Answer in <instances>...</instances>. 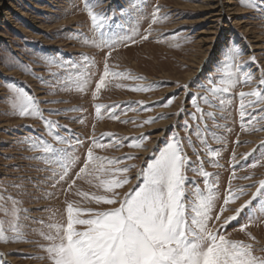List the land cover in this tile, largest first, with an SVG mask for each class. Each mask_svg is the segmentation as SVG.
I'll return each mask as SVG.
<instances>
[{"label": "rangeland", "instance_id": "374dc122", "mask_svg": "<svg viewBox=\"0 0 264 264\" xmlns=\"http://www.w3.org/2000/svg\"><path fill=\"white\" fill-rule=\"evenodd\" d=\"M88 7L108 17L104 29H92ZM155 7L160 8V13L153 24ZM149 29L147 40L137 37L127 46L118 44L107 57L111 71L127 73L135 79L109 75L94 97L108 50L95 47L91 41L101 31L105 37L119 40L134 30L143 34ZM233 50L239 55L230 59L227 54ZM84 57L90 61L93 75L87 90L78 92L76 69L70 64L74 62L83 70ZM252 57L256 63L251 62ZM258 69L264 70V0H0V206L7 210V215L0 210V224L9 238L17 235L10 230L15 205L21 241L0 242V257L5 264H50L43 250L49 242L40 232H54L48 225L62 222L66 201L80 200L76 189L98 191L85 180H77L68 190L93 139L105 144L111 141L108 147L94 148L97 156L138 157L119 165L136 166L128 173L133 177L132 184L121 192L137 183L136 173L174 136L191 162L186 188L194 192L191 182H195L204 190L203 178L192 170L202 162L204 170L212 174L209 181L217 180V211L234 164L237 177L250 175L253 179H232L233 189L247 188L264 179V164L255 169L240 167L264 157V131L256 130L264 127V121L241 130L239 116V93L252 90V86L243 84L245 74L253 76L255 85L261 75ZM69 76L72 79L65 85ZM237 79L240 82L230 93L220 92L213 97L208 91L213 83ZM5 81L32 94L45 117L60 126L53 131L67 143L56 142L39 118L19 117L13 107L18 101ZM136 87L150 90H131ZM171 96L175 99L170 106H160ZM204 98L210 103H205ZM96 104L106 106L101 117L95 114ZM197 104L205 113L203 122L189 117ZM112 105L118 106V120L106 111ZM49 111L61 114L49 116ZM208 112L215 119L208 117ZM149 119L156 122L143 123ZM142 136L148 139L141 148L127 146L129 139ZM42 140L67 153L63 163L71 166L66 182L52 175L53 168L57 173L60 169L46 162L50 154L42 151ZM118 144L123 146H114ZM208 149L221 154L210 157ZM252 192L254 188L229 204L221 223L224 217L235 214L233 209L251 200ZM249 214L253 222L242 233L239 226L248 222ZM260 217H264V200L257 198L252 200L250 213L245 211L231 221L225 234L231 240L253 244L255 254L264 255L259 251L264 248V220L255 222ZM248 232L255 239L245 234Z\"/></svg>", "mask_w": 264, "mask_h": 264}, {"label": "snow or ice", "instance_id": "6c2138e0", "mask_svg": "<svg viewBox=\"0 0 264 264\" xmlns=\"http://www.w3.org/2000/svg\"><path fill=\"white\" fill-rule=\"evenodd\" d=\"M159 13L160 8L155 7L152 12L151 22L153 24L159 19ZM87 15L93 30L105 28V22L108 19L106 15L94 12L91 7L87 8ZM149 34L150 29L143 34L134 30L131 35L113 40L111 37H105L104 32L101 31L99 37L91 41L95 47L108 50L102 75L95 84L94 97L105 86L106 78L109 75L117 78L135 79L127 73L111 71L107 57L111 56L118 44L127 46L129 42L135 43L137 37L147 40ZM227 55L230 59H235L239 53L233 50ZM84 60L86 63L83 65V70L77 68L74 62L70 64L71 68L76 69V90L78 92L87 90L93 75L89 68L90 61L87 57H84ZM251 62L256 63L255 57L251 58ZM258 70L261 71V75L255 85L252 84V75L246 73V78L243 80V84L252 86V90L239 93L241 130H248V125H252L253 122L264 121V70ZM71 79L72 77L69 76L65 85ZM239 82L237 79L221 81L220 85L213 83L208 91L212 93L213 97L220 92L230 93ZM5 84L18 101L13 107L18 110L19 117L39 118L56 142L67 143L53 131L60 126L57 122L45 117L38 101L32 94L24 89L14 87L8 81H5ZM184 88L187 90V85ZM131 90L148 91L150 88L136 87ZM174 99L175 96H171L160 106L168 107ZM204 102L210 103L207 98H204ZM220 104H224L223 99H220ZM117 107V105H112L106 111L112 119L118 120L119 113L115 111ZM105 108V105L96 104V116L101 117L103 115L101 110ZM73 110L78 111L79 109ZM53 114L61 113L52 111L48 113L49 116ZM206 115L215 119L212 112H208ZM204 116L205 113L198 104L195 105V113H189V117L194 121L203 122ZM155 122V119H149L143 123L152 124ZM184 127L185 129L189 128L187 121H185ZM256 130L264 131V127ZM207 131L205 125V132ZM196 132L199 136V127ZM146 139H148L147 136L131 138L127 146L139 149ZM79 143L80 141L77 139V144ZM189 143H191L190 140ZM110 144L111 141L109 144H105L100 140L93 139L91 146L87 148L82 167L75 172V178L68 184V190H71L77 180H85L98 191L88 192L76 189L75 195L80 197V200L66 201L62 222L48 225L49 229H54V232H40V235L49 242L43 250L47 253L50 264H264V255H256L257 249L253 247V244L231 240L225 234L231 221L237 220L240 214L245 211L250 213L252 200L257 198L264 200V179H260L247 188L233 189L232 179H253L250 175L237 177L238 169L234 164L231 178L223 195V203L217 211V180L213 178L211 182L209 181L212 174L204 170L202 162L198 168L192 170L203 178L204 190L196 187L195 182H191L194 192L190 193L186 188L189 183L186 172L189 170L191 162L185 154L179 138L174 136L165 147L159 150L157 155L146 161L145 166L136 173L137 183L131 189L121 192L120 190L124 189L126 185L132 184L133 177L128 173L136 166L119 167V165L124 164L127 160L138 159V157L125 156L120 159H109L94 154V148H105ZM41 145L42 151L50 154V158L46 162L59 166V173L53 168L52 175L57 177L58 181L66 182L70 178L69 168L71 166L63 163L67 153L62 148H56L53 144L43 140ZM114 146L121 147L123 145ZM144 150L147 151V149ZM220 154L219 150L208 149L210 157H219ZM232 159L233 161L236 159L234 153ZM258 164H264V157L254 160L250 165L244 164L240 167L255 169ZM215 166L219 167V164L217 163ZM93 181L96 183L93 184ZM252 188L255 189V192H252V199L244 201L233 209L235 214L224 217L221 223V217L228 210V205L235 203L241 198V195H246ZM0 210H4L7 215V210L2 206H0ZM12 215L14 220L10 225V230L17 235L9 238L5 235L3 225L0 224V242H21L18 240L20 224L15 222V219L18 218L15 205ZM260 220H264V217H260L255 222L259 223ZM252 222V216L249 214L248 222L240 225L239 231L244 233ZM217 224H219L218 227ZM245 234L250 239H255L250 232ZM259 251L264 253V248ZM0 264H5L2 257H0Z\"/></svg>", "mask_w": 264, "mask_h": 264}, {"label": "bare ground", "instance_id": "6f19581e", "mask_svg": "<svg viewBox=\"0 0 264 264\" xmlns=\"http://www.w3.org/2000/svg\"><path fill=\"white\" fill-rule=\"evenodd\" d=\"M202 33V32H201ZM209 34V33H208Z\"/></svg>", "mask_w": 264, "mask_h": 264}]
</instances>
